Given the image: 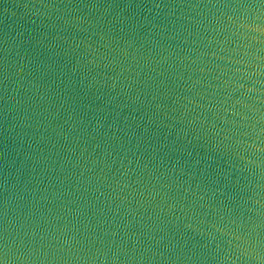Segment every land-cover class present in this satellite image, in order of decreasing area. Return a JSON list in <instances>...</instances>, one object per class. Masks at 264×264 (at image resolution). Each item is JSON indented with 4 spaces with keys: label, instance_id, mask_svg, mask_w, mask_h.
Wrapping results in <instances>:
<instances>
[{
    "label": "water",
    "instance_id": "water-1",
    "mask_svg": "<svg viewBox=\"0 0 264 264\" xmlns=\"http://www.w3.org/2000/svg\"><path fill=\"white\" fill-rule=\"evenodd\" d=\"M6 264H264L261 0H0Z\"/></svg>",
    "mask_w": 264,
    "mask_h": 264
},
{
    "label": "snow or ice",
    "instance_id": "snow-or-ice-1",
    "mask_svg": "<svg viewBox=\"0 0 264 264\" xmlns=\"http://www.w3.org/2000/svg\"><path fill=\"white\" fill-rule=\"evenodd\" d=\"M261 3H264V0H261ZM0 264H6V261L2 258H0Z\"/></svg>",
    "mask_w": 264,
    "mask_h": 264
}]
</instances>
